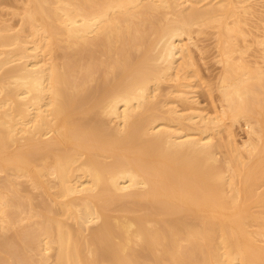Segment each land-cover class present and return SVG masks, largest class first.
Here are the masks:
<instances>
[{"label":"bare ground","instance_id":"obj_1","mask_svg":"<svg viewBox=\"0 0 264 264\" xmlns=\"http://www.w3.org/2000/svg\"><path fill=\"white\" fill-rule=\"evenodd\" d=\"M19 2L18 26L0 15V264H264V0Z\"/></svg>","mask_w":264,"mask_h":264},{"label":"rangeland","instance_id":"obj_2","mask_svg":"<svg viewBox=\"0 0 264 264\" xmlns=\"http://www.w3.org/2000/svg\"><path fill=\"white\" fill-rule=\"evenodd\" d=\"M19 1H22V0H0V3H1L0 4V7H2V10L0 8V10H1L0 15L3 18H5L7 16L8 17V21H11L12 22V23L11 22H9V23L10 24H13L14 23L13 25H15V26H18L19 25V24L17 25V23H19V17L16 16L17 17L16 18L15 16H12L10 11H13V6H14V10H15V8L18 10V7H20V5H21L20 4L21 2H19ZM3 7H5V11H4V8ZM6 10H7V12H6ZM6 13H8V14H6ZM252 20H257V19L255 18V19H252ZM252 23L254 24L253 21H251V24ZM210 28L211 27H207L206 29L203 28L204 30H202L200 33H195V36L196 37L194 36V39H195L194 42H195V44L197 46H199L198 47L199 49H196V47L193 46L194 55L197 56V58L195 56V60H197L196 61V62H198L197 65L199 64L198 65L199 66V69L202 72V75H203L204 78L203 79H199L198 77L194 78L192 76V79H194V82L195 83L196 82L200 83V84L197 83L198 84L197 85L198 86V88H197V90H198L197 94L199 93L198 94V98L200 100V105L202 107L205 106L204 108L206 110H211L213 108L212 107L213 106V103H214V106H218L220 104V99H219L220 94L218 93L219 90L217 88V83H218V80H219L218 79L219 78V75L221 73V65L217 61V60H219V57L217 59L218 54H217V51H216L217 48H216V43H215L217 41L216 40V38H217L216 35L218 33L217 34L214 33V28H212V29H210ZM207 29H208V31H205ZM254 30H256V29H254ZM261 30L262 29H260L259 31L257 30L256 33L257 34L259 33L258 35H260ZM215 31L217 32L218 30L215 28ZM252 44H251V47L248 49L247 55H248V57H249L250 60H251V58H252V60H254L255 58L256 59H259L260 57H262L261 55H262V52L264 50V46H262L263 47V50H260L262 48L261 45L258 46V44L254 43L255 45L253 44V47H252ZM58 52H60L59 54H61L62 53V49L58 50L56 52V54H58ZM249 53H251V54H249ZM253 53H254V55H252ZM257 54H259L260 56H258ZM250 55L251 56H254V57L256 55V57L254 58V57H251ZM260 59L261 60H258V61H260V64L263 65L264 64V62H263L264 61L263 60L264 58H260ZM217 76H218V78H217ZM199 81H201V82H199ZM216 88H217L218 91L216 90ZM259 89H260V91L264 92V88H263V90H262L261 87L258 88V90ZM262 92H259L258 93V95H260L261 98L264 97V96H262ZM211 95H212V97H211ZM260 97H258V98H260ZM211 100H213V102ZM258 101H260L259 103H261V105L264 106V100H263V98H262V100H259L258 99ZM261 101H263V104H262ZM258 106H260V104ZM262 106H260L261 109H262ZM260 108L257 107L258 110H260ZM233 131L236 133L235 134L236 135V138H239L238 140L241 141L242 138H244L246 136V133H247V126H246L245 122L242 120L241 122L235 124L233 126ZM1 175H3L2 176L3 178L1 177ZM1 178L2 179H5L4 178V174H0V179ZM2 179L0 181V184H2L4 182V180H2ZM21 185H22V188H21L22 191H23V189L25 191L22 194L25 193L24 195H26L27 190L30 189V188H28L29 185H28V187H27V185H25V183H23ZM21 185H20V187H21ZM23 185H25V186H23ZM1 187H2V185H1ZM30 192L31 191H28L27 194H29ZM36 193L37 192L35 191V195H33V198L34 199H32L33 200L32 201L33 204L36 205L35 207L39 206L38 204H40L41 203V200H42V198L40 196H38ZM35 196H37V197H35ZM35 198H37V199H35ZM38 198H40V199H38ZM34 221H35V218L32 220V222H34ZM29 222H31V221H29ZM48 264H52V262L51 263H48Z\"/></svg>","mask_w":264,"mask_h":264}]
</instances>
